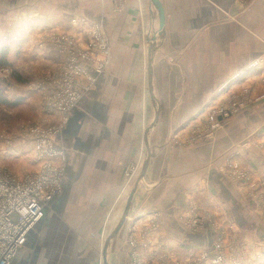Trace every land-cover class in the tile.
Instances as JSON below:
<instances>
[{"label": "crops", "instance_id": "crops-1", "mask_svg": "<svg viewBox=\"0 0 264 264\" xmlns=\"http://www.w3.org/2000/svg\"><path fill=\"white\" fill-rule=\"evenodd\" d=\"M159 1L165 36L150 79V47L160 31L153 0H0V39L29 37L30 62L41 70L65 64L67 46L56 51L42 42L55 28L85 47L98 27L108 44L107 53L93 50L106 56L103 70L85 65L95 79L80 77V97L57 138L66 156L62 192L12 264H190L207 253L252 260L264 253V99L212 139L172 144L176 132L188 136L221 89L264 71V0L238 15L236 0ZM246 141L251 148L242 147Z\"/></svg>", "mask_w": 264, "mask_h": 264}, {"label": "rangeland", "instance_id": "rangeland-1", "mask_svg": "<svg viewBox=\"0 0 264 264\" xmlns=\"http://www.w3.org/2000/svg\"><path fill=\"white\" fill-rule=\"evenodd\" d=\"M235 3L236 15H238L241 12H246L250 8L252 0H236ZM58 30L60 29L55 28L54 31L52 30L53 32L48 34L49 39H42V42L51 41L52 45L50 46L56 51L60 50V44L58 42L61 40H59L58 37H61L64 42L66 39H72L74 40V43L76 42L74 36L67 32H61ZM40 39L41 38L37 40ZM13 41L14 39L11 38L0 39V69L8 67L10 68L11 73L9 79L11 81L10 83H2L0 81V92L1 95L9 99L11 103L17 99H22V101L19 104H0V169L8 170L16 177L24 179L28 175L39 173L45 165L44 161L37 160V153L34 149V135L30 134L28 129L35 127L36 125L38 126L39 124H43L45 129H50L59 126L63 122V117L61 119L57 116L51 118V113H56V110L50 108V105L57 103V99L54 96H51V94L55 92V89L58 90L63 87L62 75L66 78L70 76L66 73L67 71L64 70L63 63L61 68L58 70L46 71L41 70V64L39 61L35 63L30 62L32 57L29 55L30 47L28 45L31 42L29 37L23 38L17 43H13ZM96 43H98V41H91V43L89 45L87 44L85 47L78 44V55L90 58L91 63H94V65L97 63L103 64L106 56L104 57V55H101L102 57L100 59L98 53L93 51L95 50L94 45H96ZM38 47L40 48V45ZM107 52L108 50H106V53ZM26 53L28 54L26 55ZM10 60L12 64L9 62ZM18 65L22 67V71L25 72L27 70L32 76L30 74H28L30 76H22L19 70L16 69ZM263 72L260 74L256 73L254 76L249 77L247 79L248 82L246 80L242 81L241 85L236 87V89L231 91L228 90L224 94H221L217 103L210 108L209 112L204 117L194 122L193 125L188 127V136L183 137L176 132L173 136L172 144L174 142H182V146H186L190 142L196 141V139L194 140L193 134L197 133L199 134L197 137H200V134H205L206 131H209V128H206L209 115L212 111L222 107V105L226 106L227 104L236 103V105L243 104L244 106L242 105L243 107L238 109V111L233 112V114L223 117V124L220 129L227 125L238 112L242 113L249 109L254 103L264 99ZM17 76H20L21 78L19 79ZM39 86H41V88ZM57 113L61 115L59 112ZM217 130H214L212 136H208L206 138L201 136V138L208 140L212 139ZM252 144L254 143L246 141L243 143L242 147L251 148ZM55 165L60 166L58 161ZM136 169L137 168L135 166H129L127 167L126 173L135 176L137 173ZM142 169L143 166L142 168L139 167L138 172ZM236 174L238 177L246 176V172L243 169H238ZM260 183L264 186V182ZM259 193L260 191L257 192V194ZM258 199L261 200V204H264L262 202L264 197L260 198L259 196ZM130 245L134 246V240L130 239ZM258 254H261V252ZM258 254L253 257V260L251 256L240 257L241 255L238 257L236 255V259L245 260V264H264L263 261L261 262ZM226 257L229 258L227 260L231 261L230 264H232L233 260L231 251H228ZM194 261L196 260L194 259L191 263Z\"/></svg>", "mask_w": 264, "mask_h": 264}, {"label": "built area", "instance_id": "built-area-1", "mask_svg": "<svg viewBox=\"0 0 264 264\" xmlns=\"http://www.w3.org/2000/svg\"><path fill=\"white\" fill-rule=\"evenodd\" d=\"M91 36L92 41H98L94 45L95 50L106 53L108 49L107 41L98 27H94ZM58 38L61 40L58 42L60 50L67 46L64 70L67 71L66 73L70 77L66 78L62 75L63 87L58 90L55 89V92L51 94L57 99V103L50 105V108L59 112L64 120L54 128L45 129L43 124H39L28 129L29 133L34 135V149L37 153V160L45 162L39 173L20 179L10 171L0 169V264H12L20 249L26 243L29 232L43 217L45 207L62 192L66 175V156L62 144L58 143V135L80 97L78 91L80 77L89 76L90 79H95L94 76L92 77V72L85 65L87 64L92 71L99 72L103 70V64L97 63L94 65V63H91L90 58L78 55V47L72 39H66L64 42L61 37ZM10 74V68H1L0 81L10 83ZM39 87L41 88V86ZM222 92L225 91L221 89L219 93L222 94ZM242 105L231 103L226 106L222 105L219 109L212 111L206 127L209 128V131L200 134V137H197L199 135L197 133L193 134L194 140L201 138V136H204V138L212 136L214 130L221 128L223 117L238 111L244 106ZM174 143L177 145L182 144V142ZM57 161L60 166L55 165ZM236 168L238 167L236 166ZM194 222L200 224L197 220H194ZM216 247L222 249L221 243H217ZM258 257L261 262H264V253L258 254ZM226 258V255L222 252L212 257L207 253L206 256L195 259L196 261L190 264H222ZM232 260V264H245V260L236 259L235 256H232Z\"/></svg>", "mask_w": 264, "mask_h": 264}, {"label": "water", "instance_id": "water-1", "mask_svg": "<svg viewBox=\"0 0 264 264\" xmlns=\"http://www.w3.org/2000/svg\"><path fill=\"white\" fill-rule=\"evenodd\" d=\"M153 1H154V3L157 5V7L160 10V31L158 33V36L155 39L156 40L155 43L150 47L149 65H148V71H149V78L150 79L152 77V65H153V60H154V51H155V49L158 46H161V44H162V42L164 40V36H165V12H164V9H163L162 4L160 3L159 0H153ZM150 157H151V150H150V148H148L147 149V153H146L145 162H144V165H143V169H142V172H141L140 179H142V177L144 176V174L146 172V169H147L148 164L150 162ZM134 192H135V190H133L131 192V194H130L129 200H128L127 205H126V209L124 211V214H123L120 222L115 227V229L112 231V233L109 235V237H108V239L106 241V244H105V247H104V252H103L105 258H106V255H107V248H108V245H109L110 241L116 236L118 231L121 229L122 225L125 222V219H126L128 213H129L130 205H131V202H132V198H133ZM44 211H45V209H44ZM105 264H107L106 259H105Z\"/></svg>", "mask_w": 264, "mask_h": 264}, {"label": "trees", "instance_id": "trees-1", "mask_svg": "<svg viewBox=\"0 0 264 264\" xmlns=\"http://www.w3.org/2000/svg\"><path fill=\"white\" fill-rule=\"evenodd\" d=\"M6 64V63H5ZM9 64V63H7ZM19 79L21 78L20 76H17ZM22 101V99H17L16 101L12 102L13 104H19ZM1 103H9L12 104L11 101L9 99H7L6 97H4L3 95H1L0 92V104Z\"/></svg>", "mask_w": 264, "mask_h": 264}]
</instances>
